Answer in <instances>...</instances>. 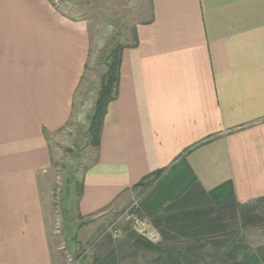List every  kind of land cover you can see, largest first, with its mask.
<instances>
[{
  "label": "crops",
  "instance_id": "0c3cea01",
  "mask_svg": "<svg viewBox=\"0 0 264 264\" xmlns=\"http://www.w3.org/2000/svg\"><path fill=\"white\" fill-rule=\"evenodd\" d=\"M96 35L65 0H0V264H59L43 184L52 137L80 118ZM123 45L79 218L182 163L201 194L263 197L264 0H149Z\"/></svg>",
  "mask_w": 264,
  "mask_h": 264
},
{
  "label": "rangeland",
  "instance_id": "374dc122",
  "mask_svg": "<svg viewBox=\"0 0 264 264\" xmlns=\"http://www.w3.org/2000/svg\"><path fill=\"white\" fill-rule=\"evenodd\" d=\"M65 3L70 15L84 16L89 20L92 30L97 34V43L93 44L89 68L78 94L81 106H78L76 114L80 110V118L75 119L65 134L55 135L51 139L55 167L47 173L43 187L49 199L48 218L55 243V256L59 264H99L109 256L116 257L118 264H157L155 254L133 246L127 237L133 231L131 220L135 216L152 222L143 212L141 203L156 190L168 172L149 178L145 185L132 188L113 208L93 217L79 218L77 199L64 201L70 167L77 168L76 176L82 181L86 168L94 158L93 148L83 144L87 137L89 102L91 106L94 92L106 71V56L116 42L125 44L132 41L136 22L148 16L149 0H65ZM68 148L77 150L79 162L74 160ZM192 196L186 199L188 207L194 204ZM249 209L252 220L247 222L239 210L234 214V209H219L214 214L223 213L228 228L220 234L230 239L228 245L233 243V246H243L245 251L240 253L243 258L250 257L254 250L264 245V202L256 203ZM112 226L119 230L118 235L110 232ZM220 237L215 239L221 241ZM161 241L151 243L158 244ZM206 249L210 254L216 248L209 244ZM216 250L222 252L221 248Z\"/></svg>",
  "mask_w": 264,
  "mask_h": 264
},
{
  "label": "trees",
  "instance_id": "16d2710c",
  "mask_svg": "<svg viewBox=\"0 0 264 264\" xmlns=\"http://www.w3.org/2000/svg\"><path fill=\"white\" fill-rule=\"evenodd\" d=\"M124 48L123 43L116 42L106 56V71L102 75L93 111L89 116L87 137L83 146L97 148L100 144L101 127L108 106L117 95L120 54ZM68 151L76 162L80 161L76 149L68 148ZM182 165L185 166V163L177 167L173 166L169 171L167 169L155 171L133 187L145 185L149 178L159 177L163 172H168L159 182L156 190L141 203L143 212L159 229L162 241L153 244L134 231L129 233L127 240L133 246L155 254L157 264H264V245L254 250L250 257H240L242 250L245 251L243 246H233V243L228 245L230 239L220 234L225 233L228 228L223 213L218 212L216 216L214 215L217 210L228 208L234 209V214L238 210L241 211L245 222L251 221L252 213L249 208L256 203L264 202V196L247 203H239L228 184L201 194L195 185L196 178L192 170L187 166L184 169ZM69 170L70 176L67 178L64 201L68 199L79 201L83 192V183L76 176L77 168L70 167ZM189 194L194 195L191 197L192 204L194 203L192 207L185 204L186 199L190 198ZM219 237L222 238L221 241H217ZM209 244L216 249L221 248L222 252L214 249L213 253L209 254V251H206ZM99 264H117V259L109 256Z\"/></svg>",
  "mask_w": 264,
  "mask_h": 264
},
{
  "label": "built area",
  "instance_id": "2783aa9c",
  "mask_svg": "<svg viewBox=\"0 0 264 264\" xmlns=\"http://www.w3.org/2000/svg\"><path fill=\"white\" fill-rule=\"evenodd\" d=\"M136 205L139 206V203L137 202ZM131 227L134 232H136L137 234L144 237L150 242L157 243L161 241L162 235L160 231H158V229L148 219L135 216L131 220ZM110 232L113 235L119 234V230L115 228V226L111 227Z\"/></svg>",
  "mask_w": 264,
  "mask_h": 264
}]
</instances>
